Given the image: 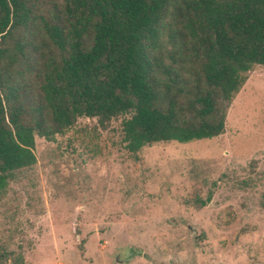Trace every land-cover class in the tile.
<instances>
[{"label": "rangeland", "instance_id": "374dc122", "mask_svg": "<svg viewBox=\"0 0 264 264\" xmlns=\"http://www.w3.org/2000/svg\"><path fill=\"white\" fill-rule=\"evenodd\" d=\"M176 6L154 54L193 91L202 74ZM51 10L43 0L32 24L4 44L3 83L31 126L43 73L60 57L40 20L51 21ZM218 108L219 136L152 143L135 155L122 140L127 115L79 117L56 132L44 112L51 135L35 134L34 165L0 196V253L9 255L0 264H264V65Z\"/></svg>", "mask_w": 264, "mask_h": 264}, {"label": "trees", "instance_id": "16d2710c", "mask_svg": "<svg viewBox=\"0 0 264 264\" xmlns=\"http://www.w3.org/2000/svg\"><path fill=\"white\" fill-rule=\"evenodd\" d=\"M42 1L0 0V88L7 89L0 93V196L17 172L34 165L35 134L51 135L42 128L46 111L56 132L79 117L104 123L127 115L122 140L135 155L152 143L222 134L225 112L218 102L229 104L252 66L264 65V0H60V8L48 0L51 21L40 20L60 57L43 73L31 126L14 89L3 83L2 60L6 39L32 24ZM175 4L202 74L193 91L154 54L162 21ZM8 257L0 253V259Z\"/></svg>", "mask_w": 264, "mask_h": 264}]
</instances>
